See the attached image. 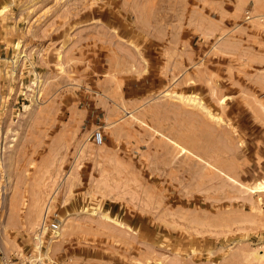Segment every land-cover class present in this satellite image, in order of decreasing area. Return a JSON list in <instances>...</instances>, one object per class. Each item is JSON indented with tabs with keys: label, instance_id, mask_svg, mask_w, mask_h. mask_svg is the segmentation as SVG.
Instances as JSON below:
<instances>
[{
	"label": "rangeland",
	"instance_id": "374dc122",
	"mask_svg": "<svg viewBox=\"0 0 264 264\" xmlns=\"http://www.w3.org/2000/svg\"><path fill=\"white\" fill-rule=\"evenodd\" d=\"M0 264H264V0H0Z\"/></svg>",
	"mask_w": 264,
	"mask_h": 264
},
{
	"label": "built area",
	"instance_id": "2783aa9c",
	"mask_svg": "<svg viewBox=\"0 0 264 264\" xmlns=\"http://www.w3.org/2000/svg\"><path fill=\"white\" fill-rule=\"evenodd\" d=\"M91 139H92L93 145H95L97 147L102 146L103 143H104V133H103V131L99 130V131L93 133L92 136H91Z\"/></svg>",
	"mask_w": 264,
	"mask_h": 264
},
{
	"label": "bare ground",
	"instance_id": "6f19581e",
	"mask_svg": "<svg viewBox=\"0 0 264 264\" xmlns=\"http://www.w3.org/2000/svg\"><path fill=\"white\" fill-rule=\"evenodd\" d=\"M193 101H195L194 99H193ZM184 102H185V100H184ZM202 107V106H201Z\"/></svg>",
	"mask_w": 264,
	"mask_h": 264
}]
</instances>
